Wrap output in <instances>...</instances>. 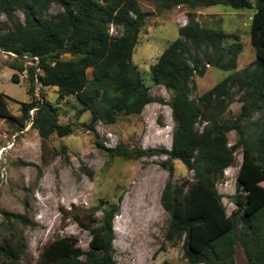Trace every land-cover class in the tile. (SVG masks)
<instances>
[{
	"label": "trees",
	"instance_id": "obj_1",
	"mask_svg": "<svg viewBox=\"0 0 264 264\" xmlns=\"http://www.w3.org/2000/svg\"><path fill=\"white\" fill-rule=\"evenodd\" d=\"M53 5L61 11L45 18ZM158 5L191 11L225 6L254 13L251 43L256 60L249 68L238 71L243 50L239 41L226 46L224 31L203 28L194 15L152 66L154 83L172 94L167 103L174 123L170 150H134L122 144L106 148L96 132L98 123L112 125L120 112L141 115L156 102L132 61L151 15L137 0H0V14L12 24L0 33V51L16 56L9 65L15 72L11 80L20 84L19 74L26 72L31 97L16 117L9 110L10 98L0 92V118L12 119L21 128L29 123L45 144L53 135H70L72 126L59 124L58 105L38 98L36 85L56 88L59 101L74 97L83 106L80 113L90 112L84 126L110 159L166 157L162 166L169 180L160 201L169 220L163 251L181 244L187 264H235V249L241 246L248 264H264V0H158ZM18 11L24 22L15 20ZM111 26L121 29V35L110 34ZM25 57L35 65L25 67ZM207 67L229 75L192 99L194 77H203ZM234 88L242 94L241 112L227 121L224 116ZM231 132L238 136L233 146L227 136ZM239 148L244 161L231 198L236 210L229 215L217 184L235 164ZM174 161L193 174L192 181L173 182ZM117 212L115 207L104 210L100 219L96 209L74 215L91 235L89 249L83 250L74 238L57 239L44 248L36 264H117L113 245ZM0 214L9 225L29 223L22 215ZM24 253V245L13 233L0 243L2 264H19Z\"/></svg>",
	"mask_w": 264,
	"mask_h": 264
},
{
	"label": "rangeland",
	"instance_id": "obj_2",
	"mask_svg": "<svg viewBox=\"0 0 264 264\" xmlns=\"http://www.w3.org/2000/svg\"><path fill=\"white\" fill-rule=\"evenodd\" d=\"M137 1L142 10L151 15L146 19L132 61L156 102L147 105L141 115L126 116L120 112L114 124L98 123L96 132L98 141L106 148L122 144L134 150H170L174 123L167 103L172 94L154 83L152 66L168 45L179 38L178 31L188 24L190 15H194L203 28L224 31L226 46L239 41L243 50L238 59V71L249 68L256 60V50L251 43L254 13L225 6L195 11L185 7L166 10L159 7L158 0ZM60 11L53 5L45 18ZM15 20L24 22V15L16 12ZM11 27L6 16L0 14V33ZM110 34L119 36L121 29L111 26ZM13 60L10 54L0 51V92L10 98V112L20 117L21 105L30 103L31 97L26 72L19 74L20 84L11 80L15 72L9 65ZM23 61L25 67L31 65L29 59ZM228 75L207 67L203 77H194L191 98L198 99ZM88 77L92 78V70L88 71ZM35 95L58 105L59 124H70L72 133L64 138L53 135L43 144L29 123L21 128L12 119L0 118V212L22 215L29 221L9 225L0 214V243L12 233L17 237L25 247L19 264H36L44 248L61 238H74L86 251L91 235L80 227L74 215L96 209L100 219L104 210L115 207L118 212L114 219L113 245L117 264H187L181 244L161 249L169 220L160 201L169 180V172L162 166L166 157L110 159L96 147V137L84 126L90 121V112L80 113L83 106L74 97L59 101L56 88L40 85H36ZM241 97V92L234 88L225 120L233 121L240 114ZM198 128L202 129V125ZM227 136L233 146L238 139L236 132ZM243 161L244 152L239 148L235 164L217 184L229 215L236 210L231 198L236 193ZM173 166L174 183L192 181L193 174L180 161H174ZM234 260L235 264H248L241 246L236 247Z\"/></svg>",
	"mask_w": 264,
	"mask_h": 264
},
{
	"label": "built area",
	"instance_id": "obj_3",
	"mask_svg": "<svg viewBox=\"0 0 264 264\" xmlns=\"http://www.w3.org/2000/svg\"><path fill=\"white\" fill-rule=\"evenodd\" d=\"M10 55H11L12 57L16 58V56H15L14 54H10ZM26 59H29V60H30V62H31L30 64H31V65H35V63H34L33 61H31L30 58L25 57L24 60H26ZM39 71H40V70L38 69L37 72H39ZM32 113H33V112H32Z\"/></svg>",
	"mask_w": 264,
	"mask_h": 264
},
{
	"label": "crops",
	"instance_id": "obj_4",
	"mask_svg": "<svg viewBox=\"0 0 264 264\" xmlns=\"http://www.w3.org/2000/svg\"><path fill=\"white\" fill-rule=\"evenodd\" d=\"M52 89V88H51ZM65 100V99H64Z\"/></svg>",
	"mask_w": 264,
	"mask_h": 264
}]
</instances>
